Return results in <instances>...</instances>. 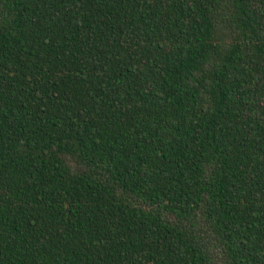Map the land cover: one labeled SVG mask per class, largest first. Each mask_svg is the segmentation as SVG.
Returning <instances> with one entry per match:
<instances>
[{"label":"trees","instance_id":"16d2710c","mask_svg":"<svg viewBox=\"0 0 264 264\" xmlns=\"http://www.w3.org/2000/svg\"><path fill=\"white\" fill-rule=\"evenodd\" d=\"M0 264H264V0H0Z\"/></svg>","mask_w":264,"mask_h":264}]
</instances>
